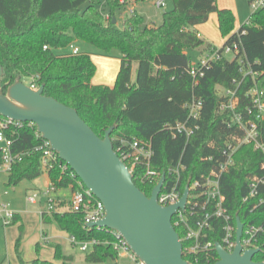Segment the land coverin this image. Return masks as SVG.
<instances>
[{"label": "trees", "instance_id": "1", "mask_svg": "<svg viewBox=\"0 0 264 264\" xmlns=\"http://www.w3.org/2000/svg\"><path fill=\"white\" fill-rule=\"evenodd\" d=\"M170 1L173 8L162 14L159 26H144L142 17L133 13L124 19L119 30L112 24L114 12L122 7L119 0H106L108 18L99 11V0H0V65L4 74L0 83L5 86L23 79L35 80L44 86V96L75 109L101 139L106 130L115 126L110 135L115 151L120 140L150 142L154 151L151 168L166 173L165 187L172 182L168 170L179 162L185 165L180 183L183 190L188 183L215 169L220 148L243 134L241 128L229 124L233 112H221L218 107L227 101L223 90L233 91L238 99L234 113H242L251 105L247 92L264 80V7L250 16L248 25L234 32V14L219 9L216 0ZM212 13L217 14L219 31L225 38L220 48L205 44L195 29ZM74 41L91 45L100 55H108L113 49L120 52V66L112 87L92 84L96 67L90 54L55 53ZM234 42L241 45L243 65L237 57L223 58L203 67V76L197 80L190 76L187 50L220 53ZM248 71L257 77L245 76ZM192 102L202 104L195 121L189 119L186 107ZM3 120L0 117V122ZM177 123L198 128L187 138L175 133ZM259 130L264 142V120L259 122ZM5 134L11 140V154L19 157L7 172L6 187L40 177L43 152L39 148L43 139L37 136L35 125L9 126ZM234 158L235 166L220 181L224 207L233 221L238 217L244 226L262 228L258 238L264 249V205L243 202L248 179L264 175V156L251 145H242ZM2 162L0 152V165ZM50 163L46 174L56 190L74 192L80 188V180L64 162L57 157ZM142 170L137 166L132 172L133 182L149 197L154 186L140 182ZM17 218L15 215L13 224ZM40 219L43 225H53L78 242L96 240L98 244L84 256L86 264H124L113 248L114 236L106 229L87 228L81 213L43 211ZM174 219L173 227L179 239H183L185 230L174 226ZM213 229L209 239L221 243L220 224L214 222ZM39 249L37 244V257L25 262L17 248L18 264H73V256L65 255L60 245H54V262L41 260ZM183 259L190 264H214L219 260L214 251L199 256L197 262L187 256Z\"/></svg>", "mask_w": 264, "mask_h": 264}, {"label": "built area", "instance_id": "2", "mask_svg": "<svg viewBox=\"0 0 264 264\" xmlns=\"http://www.w3.org/2000/svg\"><path fill=\"white\" fill-rule=\"evenodd\" d=\"M249 4L253 14L264 7V0H249ZM155 6L157 9L164 8L165 0H156ZM249 21L250 17L246 22L247 25ZM68 47L70 50L69 54L72 56H77L81 53L74 43H71ZM44 49H46V47H44ZM240 52L241 45L237 42L224 47L220 53L217 50L208 51L200 56L197 65H190V76L194 80H197L198 76H203V67L210 66L211 63L219 62L223 58L234 59L237 57L238 63L243 65L244 61ZM244 75H250L252 78L257 77V74L251 71L245 72ZM26 85L32 90H37L39 88L35 80H32ZM223 92L227 101L222 102L218 109L221 112L225 110L233 112L229 124H234L241 128L243 134L241 137L236 138L234 143L227 142L225 146L220 148V161L215 169L211 170L201 179H196L188 183L189 194L185 209L183 211L178 210L173 216L175 218L174 226H181L185 230L183 239H180L181 244L182 242L186 243L185 248L182 247L183 257L187 256L193 258L196 262L199 256H208L212 251L216 253L215 244L219 242H213L209 239L210 233L214 231V222L220 224L222 235L221 243L219 244L222 246L223 250L227 253H232L235 250L236 220H232L228 210L224 207L225 198L221 193L220 181L222 175L235 166L234 157L242 145H251L254 151L261 152L264 156V142L261 140V133L259 130V122L264 120V89L261 88L259 84H255L247 92L246 96L250 99L251 105L246 106L242 113H234V109L238 105L235 92L224 90ZM186 107L189 109V119L194 121L197 120L202 108L201 102H192L186 105ZM253 114L254 116L251 117ZM20 124L22 123L9 119H4L0 122V144H2L0 152L3 155V162L0 165V169H4L6 172L11 170L12 165L19 157L11 154V140L7 138L5 130L9 126H19ZM197 128V126L194 128L188 126L187 123H177L174 126L175 133L183 134L187 138L191 136ZM37 136L41 137L38 133ZM39 150L43 152L41 168L43 172L46 173L48 169L51 168L50 162L55 161L58 155L50 149L49 143L45 140H43V144ZM115 152L120 160L128 167L131 174L137 166L143 168L139 176V180L143 184L146 183L155 187L162 175L166 177V173H161L151 168L154 151L150 142L142 140H120L119 146ZM66 166L62 167L63 171L66 170ZM262 167L264 168V162ZM185 170L186 167L181 162L168 170L167 173L171 177L172 182L165 187L164 181L161 192L157 197V202L160 206L168 207L180 201L185 189V187L183 190L180 189L182 171ZM79 187L80 188L74 192L66 190L68 195H63V198L58 199L56 195L59 191L50 183L48 189L42 193L47 205V210L45 211L81 213L85 226L89 228V224L96 223L104 218L105 209L103 204L97 200L81 182ZM247 187L248 192L243 198V202L254 201L257 205H264V175L248 179ZM52 194H54V196H52ZM26 201L30 204L37 203L35 195L27 197ZM0 215L6 225H10L15 217V214L6 210V207L0 210ZM95 228L106 229L99 227ZM106 230L114 236L113 248L118 253L120 259H125L129 264H143L132 253L126 241L118 233L109 229ZM261 231L262 228L259 226L243 225L240 239L242 253L259 249V252L253 258L255 262H264V249L259 246L258 238V234ZM69 243L77 247L80 252L85 253L90 252L92 248L98 244L96 240L78 242L74 237H69ZM256 257H258V260H255Z\"/></svg>", "mask_w": 264, "mask_h": 264}, {"label": "water", "instance_id": "3", "mask_svg": "<svg viewBox=\"0 0 264 264\" xmlns=\"http://www.w3.org/2000/svg\"><path fill=\"white\" fill-rule=\"evenodd\" d=\"M115 23L113 18L112 24ZM3 75L0 65V79ZM43 89L41 85L32 90L22 81L5 86L0 83V117L35 125L37 133L49 143L50 149L103 204L104 218L88 227L106 228L118 233L143 264H190L183 259L182 244L172 225L177 211L185 209L189 184L178 203L160 206L157 197L165 175L147 197L134 184L131 172L113 148L110 135L115 126L105 131L103 139L99 138L75 109L44 96ZM236 227L235 250L227 253L216 243L219 260L214 264H264L253 261L259 249L242 253L243 224L238 217Z\"/></svg>", "mask_w": 264, "mask_h": 264}, {"label": "rangeland", "instance_id": "4", "mask_svg": "<svg viewBox=\"0 0 264 264\" xmlns=\"http://www.w3.org/2000/svg\"><path fill=\"white\" fill-rule=\"evenodd\" d=\"M130 4H134V1H130ZM170 0H166V5L162 9H157L153 6V0H147L145 6L136 4L135 10L138 15L142 16L143 24L148 26H159L162 23V14L169 11ZM132 6V5H131ZM131 6L126 8L117 9L114 12L113 18L117 21L115 27L117 29L123 28V21L125 18L131 16ZM84 7V6H83ZM240 10L242 11V19L238 25H245L249 17L252 14V9L249 4V0H242ZM99 11L104 16H109L110 10L106 0H99L98 5ZM209 19V18H208ZM208 21V20H207ZM206 21V22H207ZM205 22V23H206ZM236 23V21H235ZM204 24V23H203ZM202 25V24H200ZM74 45L80 50L81 53L90 54L91 60L96 62L97 69L96 76L94 78L93 85L103 84L107 87L114 77L116 72L119 70L121 54L118 50L113 49L108 55H100L96 50L89 44L74 41ZM57 55L69 54V47L55 50ZM191 65H197L201 53L199 50H187L186 51ZM99 57V59L97 58ZM95 64V63H94ZM135 68L133 65L132 78L135 79ZM118 69V70H116ZM23 83L28 84V79H23ZM259 86L264 89V80ZM2 144H0V148ZM7 172L4 169H0V210L6 207V210L15 214L18 220L13 224L6 225L0 215V264H18L17 259V248L21 253L23 261L30 262L37 257L36 245H40L38 257L41 260L54 262V243H60L64 254L72 255L74 258L73 264H86L84 261L85 252H80L77 247L72 246L69 243V236L64 232L59 231L53 225H43L40 219V213L47 210L46 202L43 198L42 193L48 189L49 179L45 172L40 177L34 180H23L15 187H6ZM58 199L63 198L62 195L67 194V191L59 190L57 192ZM35 195L37 203H27L26 198ZM54 196V194H52ZM57 196V195H56ZM55 196V197H56ZM42 231L50 236H54V243L46 245L41 240ZM129 264V262H125Z\"/></svg>", "mask_w": 264, "mask_h": 264}, {"label": "crops", "instance_id": "5", "mask_svg": "<svg viewBox=\"0 0 264 264\" xmlns=\"http://www.w3.org/2000/svg\"><path fill=\"white\" fill-rule=\"evenodd\" d=\"M130 1H134V4H130ZM119 2L122 5V8H126V7L132 5L131 9H130V14L131 15L133 13L138 14L136 12V10H135L136 4H140V5H143V6H145L147 4V0H120ZM155 2H156V0H153V6L156 8ZM241 3H242V0H216L217 7L219 9H228L234 14L235 21H236L235 27H234V32H236L238 30V25H239V23L241 21L240 19H242V11L240 10L241 9L240 8ZM165 5H166V0H165ZM170 8L171 9L173 8V4H170ZM106 18H108V16H106ZM116 23H117V21H116ZM143 25L147 26V27H151V26H148V25H145V24H143ZM195 29L197 30L199 38L201 40H203L205 42V44L211 46L212 48H220V47L223 46V44L225 42V38L222 37V35H221L220 31H219L217 14L212 13L209 16V19H208V21L206 23H204L202 25H198ZM201 55H202V53H201ZM97 58L99 59V57H97ZM94 63H95V65H97L95 61H94ZM118 69H119V67H118ZM118 69H116V70H118ZM117 72H116V74H117ZM96 73H97V69H96ZM96 73H95V75H94V77L92 79V84L94 82V78L96 76ZM114 81H115V77H114ZM112 84H114V82L111 79V81L109 83V86L112 85ZM97 85H101V84H97ZM48 179H49V177H48ZM48 184H50V179H49V183ZM58 195L61 196V194H57V197H58ZM64 195H68V193L64 194ZM48 226H50V225H48ZM41 240L48 246V245L51 244V242L54 243L55 237L54 236H50L47 233H45L44 231H42ZM54 244L61 246V244L57 243V242L54 243ZM65 255H68V254H65ZM68 256H70V255H68ZM121 260L124 262V264H126L125 262H127V261L125 259H121Z\"/></svg>", "mask_w": 264, "mask_h": 264}]
</instances>
